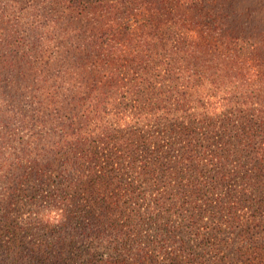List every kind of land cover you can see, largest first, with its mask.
<instances>
[{"label": "trees", "instance_id": "trees-1", "mask_svg": "<svg viewBox=\"0 0 264 264\" xmlns=\"http://www.w3.org/2000/svg\"><path fill=\"white\" fill-rule=\"evenodd\" d=\"M8 1L21 5L26 0ZM212 4L215 0H37L36 7H29L26 22L25 17L21 21V17L16 16L13 24H7L0 51L5 53L4 59L8 55L11 60L17 58L19 68H26L11 70L16 85L26 82L32 86V109L25 113L18 107L1 114L0 146L6 142L17 146L9 159L4 158L3 146L0 148V172L7 169L8 181H37L40 186H52L49 198L57 210L64 212L61 224L55 229L61 227L60 232L80 230L83 224V228L89 230L84 232L92 233L95 239L109 237V243L114 244V254L105 264H150L154 260L153 251L156 248L165 251L166 246L159 241V235L147 243L142 241V233L151 221L150 210L141 213L128 206L124 210L125 223L112 218L118 211L111 196L113 185L85 174L87 164L95 162L100 155L99 147H105V154L111 159H128V168L136 172L140 169V174L147 179L160 175L161 182L164 178L168 180L164 186L173 196L169 211L175 209L196 217L202 207L192 205L189 198L202 192L206 184L218 185L238 175L237 171L227 170L226 159L239 163L240 148L251 147L255 142L252 132L264 129V72L252 69L248 60V57L264 60V39L242 40L223 22L221 26L225 25V29L213 24L209 9ZM185 6L206 13L204 39L218 36L225 49L217 55L207 52L203 66L200 56L193 55L194 63L187 62L181 47L184 42H177L168 51L159 40L167 32L181 36L174 31L177 23L167 25L166 15L171 14L170 8L180 10ZM162 10L164 14L158 13ZM134 17L138 20L136 25L131 24ZM22 26L27 27L25 37L20 33ZM200 27L197 21L191 32ZM27 39L30 43L25 42ZM25 61H33L35 69ZM57 68L78 70L66 72L70 79L59 72L54 75L53 86L48 87L53 79L49 69ZM189 69H203V72L195 71L188 81H182L179 73L189 72ZM204 74L205 88L198 89L199 85L191 81L203 78ZM71 79L83 86L88 95L73 96L66 90L65 84ZM3 81L0 79V84ZM257 86L262 94H257L254 102L246 95ZM200 90H204L202 95L198 94ZM118 93L122 98L115 96ZM221 94L225 97L220 98ZM10 125L19 126L17 129L23 136L19 137L16 129L4 132ZM164 127L169 128L174 138H179L181 148L177 142H169V148L164 150L160 138L152 140L150 131L165 134ZM237 131L245 134L242 136ZM217 134L228 137L225 143L228 148L211 153L210 163H204L203 150H207L194 142L200 143L203 136L209 141ZM152 143L155 149H151ZM196 147L202 149L200 154L195 151ZM140 150H143L142 155ZM171 151L178 152L175 159H170ZM255 153V161L249 162L253 168L245 174L253 188L264 185V147L257 148ZM210 166L217 169L216 173L206 177ZM70 171L76 175L69 174ZM54 172L57 176L52 179ZM48 181L51 184H47ZM73 188H76L74 194L69 193ZM33 189L29 193H33ZM126 192L130 195L128 203L142 195L131 185ZM181 199L184 202L177 209ZM4 218L7 219L5 233L10 230L13 238L9 245L1 246L0 264H60L57 253L63 246L62 238L53 245L30 249L28 243L18 239L14 222L9 217ZM76 219L83 222L78 224ZM166 234L172 233L167 231ZM203 246L207 249L197 247L203 250L198 253L182 243L180 260L184 264H207V256L212 255V259L217 249L210 243ZM208 249L211 252L207 255ZM241 255L247 260L251 258L248 249ZM228 258L220 260L225 264Z\"/></svg>", "mask_w": 264, "mask_h": 264}, {"label": "rangeland", "instance_id": "rangeland-1", "mask_svg": "<svg viewBox=\"0 0 264 264\" xmlns=\"http://www.w3.org/2000/svg\"><path fill=\"white\" fill-rule=\"evenodd\" d=\"M15 4L8 0H0V43L4 39L8 25L13 24L16 16L21 17V21H24L23 17H25V22L27 21L26 14L30 11L29 7H36L37 0H26L21 5ZM170 9H172L171 14L166 15L168 17L166 20L167 25L172 22L177 23L178 28L174 31L181 33V36L174 32L163 33L160 36L159 40L167 46L168 51L177 42H184V44L180 45L183 48V52L186 53L185 55H187V62L190 64L194 63L191 56H200L202 66L205 65L207 52L211 55H217L225 51L222 40L218 36L210 40L204 39L203 28L208 17L203 10L194 11L187 6L180 10L179 8L176 9V7ZM209 9L212 10L210 15L213 19V24L224 29L226 25L231 30V33L238 36L236 38L247 39L246 41H248V38L264 39V0H215V4L210 5ZM158 13L164 14V11H158ZM137 21L134 17L131 24L136 25ZM197 21H199L201 27L196 32H191ZM222 22L225 25L221 26ZM182 25L186 27L184 28ZM26 30V26L20 28V33L24 37ZM30 41V39H27L25 42L30 43ZM207 45H210V48ZM13 49L15 48L13 47ZM18 53L19 50L16 53L17 57ZM53 53L51 52V55H55ZM4 55L5 53L0 51V79L4 80L0 84V116L4 112L18 109V107L27 113L32 109V97L30 96L32 86L30 87L26 82H18L16 85L17 80L13 78L11 70L26 68L24 66L19 68L21 64L17 58L16 60H11L8 55L4 59ZM248 60L252 69H263L262 71L264 72V60L262 58L248 57ZM25 62L27 66L35 69L33 61ZM73 70L78 69H49L53 79L48 82L47 86H53L52 81L56 79L54 75L59 72L65 78L70 79L69 74H66V72L71 73ZM195 71L203 72V69H189V72L179 73L178 77L182 81H188L189 75ZM191 82L195 83L194 85L196 86L199 85V87H196L198 89H201L200 87L205 88L206 75L204 74L203 78H198ZM60 85L64 88L62 83ZM65 88L70 90L73 96L88 95L87 90L83 86L80 87L76 80H67ZM255 89H257V93ZM200 91L198 94L202 95L201 93H204V90ZM19 94L22 96H18ZM257 94H262L259 86L253 87L246 97L255 102ZM115 96L122 98L121 93ZM221 97H225V94H221ZM18 127L10 125L5 128L4 132L9 129H16L15 133L21 137L23 133L17 129ZM164 128L165 134L159 130L154 133L152 129L150 131L152 140L155 137L160 138V145H162L164 150L169 148V142H177L181 148L182 145L179 143V138H174V136L170 135L168 127ZM144 130L147 131L149 129ZM236 133L242 136L245 134L242 131H237ZM252 133L254 134L253 139H255V142L251 147L240 148L242 151L241 155L238 156L239 163H232L226 159L225 164L224 161V164L227 165V170L230 173H236L237 171L238 175H232L218 185L209 186L206 184L207 186L202 189L206 196L199 192L189 198L192 205H200L202 207V212H198L196 217H191L187 212L181 214L179 213L181 211L175 209L169 211V208L173 205V196L169 193L168 188L164 186V183H169L168 180L164 178L163 182H161L160 175H157L156 179L150 180L140 174V169L137 172L131 171L128 168L130 162L128 159H111L106 156L105 147H99L100 155L95 162L90 165L87 164L85 174L89 178L100 177L101 181L104 180L113 185L112 189H114V192L111 196L117 203L118 211L113 214L112 218L117 220L118 223L123 224L126 222L127 217L124 210L128 206L139 210L141 213H147L150 210L148 218L151 221L142 233V241L147 243L150 239H155L159 235V241H163L162 244L166 246L165 251L158 248L153 251L154 260L150 264H184L179 258L182 243H187L195 250H198L197 247H202L203 250L207 249L205 248L206 246H203L205 243H210L211 247L214 246V249L217 250L214 251L212 259V255L207 256V264H224V261L220 259L225 257H229L225 260V264H264V185L253 188L252 183L245 178V174H249L253 168L249 162L255 161L257 148L264 147V129H259ZM227 141L228 137L217 134L209 138V141H206L205 136H203L200 143L195 140L194 144H200L207 150H203L202 159L204 163H210V154L218 150H226L228 148L225 145ZM233 142H235V139H233ZM16 146V144L11 142H6L5 145L0 146V148L2 147L1 150L5 152V159L10 158L9 155ZM179 147H176V149H179ZM155 148V144L152 143L151 149ZM121 149L127 150L125 148ZM195 151L200 154L202 149L196 147ZM142 152L143 150H140L139 154L142 155ZM177 155L178 152L171 151L169 157L170 159H175ZM12 161L13 159L10 160V163ZM240 166L244 168L241 169ZM216 170L210 166L209 169H206V177L215 175ZM73 172L70 171L69 174L75 176L76 174H73ZM6 176H9L7 169L2 170L0 172V223L3 224H0V250L1 246L9 245L13 238L12 232L8 230L5 233L4 229V221L7 220L4 217H9L14 222V225L18 227V239L28 243L27 246L30 249L35 246L53 245L58 239L62 238L60 240L63 246H59V252L57 253L60 258V264H105L107 260H111L114 254L112 251L114 244L109 243V237L104 236L97 240L92 236V233L84 232L89 230L83 228V224H80V230L77 228L72 231L65 230L60 232L61 227L55 229L56 226L61 224L64 212L57 210L54 202L49 198L52 186H40L37 181H34V183H26L25 181L16 183L8 181ZM55 176H57V173L54 172L52 179ZM47 184H51V181H48ZM130 185L141 191L142 195L140 198L128 203L130 195L128 194L129 192H126V189ZM33 186L34 189L32 188ZM31 189L34 190L33 193H29ZM75 191L76 188H73L69 193L74 194ZM14 192L15 194H12ZM183 202V199L178 201L177 209ZM76 222L78 224L82 223L83 219H76ZM167 231L172 234H166ZM253 242H256V244H253ZM53 249H56V247L53 246ZM245 249H248L251 254V258L248 260L241 255V252ZM202 251L198 250V253H202ZM210 252L208 249L207 255Z\"/></svg>", "mask_w": 264, "mask_h": 264}]
</instances>
